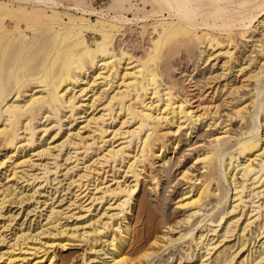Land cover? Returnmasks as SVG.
<instances>
[{
    "label": "bare ground",
    "instance_id": "bare-ground-1",
    "mask_svg": "<svg viewBox=\"0 0 264 264\" xmlns=\"http://www.w3.org/2000/svg\"><path fill=\"white\" fill-rule=\"evenodd\" d=\"M28 1L36 5H60L56 0ZM72 1L73 11L82 16L67 14L68 21L55 10L47 14L0 2V217H5L3 210L7 204L20 206L21 210L41 187L40 184L37 189L34 183L46 178L32 172L47 164H36L25 151L27 145L31 147L37 141V120L53 117L63 122L68 113L72 118L81 106L87 107L77 113L81 114L79 118H87L83 128L88 127L92 136L89 145L102 155L90 165L84 163L85 172L78 180L72 179L71 185L77 188L74 193L77 203L72 202L67 208L75 206L80 212L71 213L73 210L67 209L71 213L67 216L63 209L53 207L46 217L47 224L41 225L39 232L19 230L14 243L7 241V251L0 253V264H63L66 259L58 251H67L73 245L86 246L77 264H88L89 253H95L98 259L99 253L105 255L109 264H166L176 252L170 251L164 261L161 256L182 243H188L189 249L193 244L196 247L201 244L200 250L205 248L208 256L214 251L200 264H231L240 253L244 255L240 264H264V241L259 251L255 246L250 247L260 236L264 239V201L254 209V215L244 219L248 226L258 223L251 239L244 235L246 228L242 235L236 233L245 212L242 210L241 217L234 214L247 205L245 194L250 180L255 189H262L254 194L256 198L264 196V0H114L111 7L114 11L88 7L86 0ZM147 6L152 8L141 18L136 13L133 18L126 14ZM89 16L97 17V22H92ZM8 19L14 20L13 28L6 26ZM42 20L45 28L34 29L33 25ZM148 20L155 21L156 36L146 56L122 48V40L117 43V37L124 36L127 25ZM23 21L25 28L21 26ZM45 31L52 35L45 38ZM87 31L101 37L93 46L87 43ZM176 38L164 50L166 43ZM197 52L204 56L202 68L192 60ZM156 58L162 62L151 65ZM191 67L194 73L188 75ZM90 68H94L93 75L83 83ZM176 74L185 78L183 88L174 80ZM80 86L81 92H75L81 95L93 92L90 103H80L78 96L72 94ZM96 86L102 91L94 92ZM29 88V98L21 100ZM216 99L220 102L217 105ZM89 109L99 112L90 118L82 115ZM118 120L121 126L113 130L109 125ZM204 122L208 130L190 141L189 132ZM187 123L188 146L203 152L194 158L193 165L201 167L196 173L186 170L172 179L174 165L171 166V158H163L164 142L170 135L182 134ZM43 131L47 133L48 129ZM79 134L78 130L76 135ZM70 138L69 134L62 146L73 144L76 157L67 156L66 160L75 158L76 163L81 160L79 146L89 137L80 138V143ZM180 143L181 140L173 144L174 151ZM85 149L89 150L90 146ZM34 152L41 157L49 151L44 147ZM181 153L175 163L189 154ZM161 158L159 173L165 180L149 169L153 160ZM8 163H11L9 168ZM124 163V175L117 177L116 171ZM238 174L242 177L237 178ZM183 181L187 187L176 203L182 214L170 222L173 213L167 209V202L172 196L167 193L172 183L177 186ZM23 183L25 187H20ZM145 183L150 198L144 199L139 193L144 192ZM28 186H32V195L25 194ZM232 189L236 191V204L229 211L224 207ZM95 205H108L98 213L97 219L91 216ZM11 212L6 210L7 214ZM85 214H89L88 218ZM13 216L11 213L7 221L0 223L2 245L8 238L5 231L13 229H9L12 222L9 219ZM152 216L158 217L156 223L148 221ZM66 218H75L77 223L68 227L69 224L62 223ZM83 220L86 223L78 225ZM136 225L141 229L135 231ZM203 227L213 232V236L222 227L224 239H218L216 245L211 244L214 239L206 242L208 236L202 233ZM177 230L179 236L174 238ZM199 231H202L200 235ZM231 237L238 238L237 244L230 245L234 241L229 240ZM102 240L105 244H98ZM224 240L227 242L222 244ZM180 259H184L183 255ZM188 259L192 260V256Z\"/></svg>",
    "mask_w": 264,
    "mask_h": 264
},
{
    "label": "rangeland",
    "instance_id": "rangeland-1",
    "mask_svg": "<svg viewBox=\"0 0 264 264\" xmlns=\"http://www.w3.org/2000/svg\"><path fill=\"white\" fill-rule=\"evenodd\" d=\"M2 1L4 3L9 4L10 6H15L16 5L15 7L21 6V7L27 8L28 10H33V9H36V10H39V11L41 10V12H45L47 14H51L52 10H55V11L59 12L60 14L64 15L63 17L65 18V21H68L67 18H66L67 14H73L75 16H82L81 13L79 15V13H75L73 11L74 2L72 0H59V1L56 0L58 3H60V5L59 4L58 5L56 4V5H53V6L51 4H49V3L46 4V5L45 4L44 5H41V4L36 5L35 3H31L28 0H27L28 2L25 1V0H19V1L18 0H6V1L5 0H0V2H2ZM86 2H87L88 7L89 6H94V8H96V9L99 8V10L101 9V10L107 11L109 9L110 11H114L111 8L112 5L114 4V0H86ZM206 4H208V3H206ZM34 5H36V6H34ZM139 7L140 8H144L142 5H139ZM151 8L152 7L147 6L146 9H140L137 12L136 11L135 12L132 11V13L131 12H126V14L130 18H133L134 13H136L137 16L141 18V17L144 16V14L147 13V11L150 12ZM166 17H167V14H166ZM87 18H90V20H92V22H94V23H96L97 22V19H98L97 17L94 18V17H90V16L87 17ZM94 20H96V21H94ZM143 23L142 22H139V21L138 22H135L134 21L133 24H130L129 25V27L127 25L124 28L125 33H124V31L123 32H120L121 34L124 33V36L117 37V43H119V40H122L123 41V44H124L122 46V48H125L126 50H129L130 53H133V54H135L137 56H143L144 57V55L146 56L148 54V50L147 49L150 48V46H151L150 44L152 42V39L156 36V34L153 32V26H154V23H155L154 20H148V21H145ZM5 24L9 28H13L15 22H14V20L8 19V20L5 21ZM11 24H13V25H11ZM135 24H136V26H135ZM21 26L23 28H25L26 27V23L24 21L21 22ZM130 26H131V28H130ZM43 27L45 28V22H44V20H42L39 23H36V24L33 25V28L34 29H38V30L44 29ZM127 27H128V29H126ZM126 31H127V33H126ZM28 34H29V31H28ZM51 35H52L51 32L45 31V33H44L43 36L46 38V37H49ZM30 36H32V32H30ZM85 38H87L86 39L87 40V43L89 45L91 44L90 46H93L95 44L96 40L98 41V39L99 40L101 39V37L97 33L93 32V31H90V32L87 31V32H85ZM177 39L178 38H176L175 40H172V41L167 42L166 45L164 46V50H168V48L172 45V43L174 41H176ZM203 59H204V56H202V57L199 56V52H197V55L192 60H194V62H199V65L202 68V67H204V65L202 64L203 63V61H202ZM158 62L160 63V62H162V60H160L159 58H156V60L154 62H151V65H154V64H156ZM89 70H90L89 71L90 72V74H89L90 77L87 76L86 79H85V81H83V83H85L87 81V78H88V81H89V79L93 75L91 71L94 70V68H92V69L90 68ZM189 71L190 72H188V75L189 74H193L194 73L193 67H191ZM174 80H176V81L178 80L179 87H182L183 88V86H185V84H186V82L184 81L185 78L182 79V76L179 75V74L178 75L176 74V77H174ZM100 81H98V83H100ZM115 86H116V84L114 85V87ZM82 87L84 88L86 86L83 85ZM82 87L81 86L80 87H76L77 89L75 88L74 91L72 92V94L75 93L78 96V98H77V101L78 102H80V103L82 102V103H85V104L90 103L89 98L92 95L91 93H93V92L89 91L90 92L89 93L87 91L86 93H84L85 95H81L80 93L75 92V91L81 92ZM98 87H100V86H98ZM98 87L96 86L94 88V90H95L94 92H100V91H102V88H98ZM113 89L114 88H112L111 90H113ZM30 90H31V88L27 89V92H25V94H23L21 100H24V99L27 100L29 98V97H27V95H30L31 94V92H29ZM33 92H35V90H33ZM79 94H80V96H79ZM84 98L85 99L88 98V100H85ZM214 102H215L214 103L215 105H217V104L220 103L218 101V99L214 100ZM97 104H99L98 101H97ZM99 107H100V105H99ZM81 108H79L78 111H76V113H74L75 117H72L71 118L70 113H68L67 116L65 118H63V122L62 121L61 122H57L58 120H56L53 117L50 118V119H46V118H41L40 117L41 118L40 121L37 120L35 122V127L37 126L36 127V137H35V140H37V141L31 147L29 145H27L26 146L27 149H25V151H27V153L29 152L30 155L33 156L32 158H33V160H34V162L36 164H42V165H46L47 164L46 165L47 167L45 166L46 169L43 166H39L36 171L32 172V173L39 174V177L46 176V178L39 179V180H37L34 183V186L36 185V188L37 189H38V187H39L40 184H41V187H40V189H38V192L35 194V198L33 197V199L26 201L22 205V209L21 210L19 209L21 207L15 205V204H13L12 206H8V204H7V206H5V208L3 210V212H4L3 214L5 215V217H0V223H1V225H2V223L4 221H7L8 220V217L11 215V213H13V215H14L13 216V219L14 220L12 218L9 219V220H12L11 224L9 225L10 226L9 229H11L12 227H13V229L11 231L9 230L8 232L5 231L4 234H6V236L8 238H7L6 242H3V245L0 244V253L7 251V248L5 246L8 244V242L10 240H11L10 241L11 242L10 244L14 243V235H15V233L17 231L20 230L21 233L31 231L30 233L33 232L34 234H36L37 231L39 232L40 231V229H39L40 226L41 225H44V224H47L48 220H46V217L48 218L49 213H50V210L53 207H56V210H62L63 209L64 210L63 212H65V213H68V210H73V211H71V213L80 212L79 210H75L74 209L75 206H71L70 207L71 209L70 208L69 209L67 208L70 204H72V202L74 204L77 203V202H75L76 201L75 200L76 199V196H74V193L77 190V188H75L76 185H71L72 179L78 180L79 179V175L80 174H83V172H85V169H83L84 166H85L84 163H86L87 165H90V163L94 161L93 159L96 160V158L98 159V157H100L102 155L101 153H99V151L97 152L96 147L93 146L94 147L93 148L91 145H89V143H92V139H91L92 136H89L90 135V131H88V127L87 128L86 127L83 128V126H85L86 123H87V122L85 123V121H86L87 118H79L80 115H81L79 113H81V111H84V109H88V108L87 107H84V106H81ZM99 109L97 111H95V112H94V109H89L88 112H87V114H82V115H84L85 117L89 116V118H90L93 115L98 114ZM77 112H79V113H77ZM119 121L120 120H118L116 122H113V124L112 125H109V126H112L113 128L112 127L111 128L113 130L114 129H117V128H119L121 126L120 125L121 123ZM108 122L111 123L112 120H108ZM206 125L207 124L205 122L201 126L200 125H197V126L195 125V128L196 129L193 128L192 132H189L191 134L190 135V137H191L190 138V141L191 140H194L198 136L197 134L204 135V133H202L201 131L208 130V128H207ZM127 126L130 127L131 125H127ZM129 127H127V128H129ZM45 128L48 129V132L47 133H45L43 131ZM111 128H110V130H111ZM127 128H125V129H127ZM187 128H188V123L184 127V130H183L182 134H180V135H174V137H173V135H170L165 140V142H164V145L166 146V150H165V153L166 154L164 153L163 158L166 159V160L169 159V158H171L172 159V165L171 166H173V165L175 166L176 165L175 168H174V166H173V169L171 168L173 170L172 171V179L175 178V177L178 178L177 176L180 177L181 176L180 173H182V172H184L186 170L191 171V173H192V171L196 173V169H199V167H201V166L196 165V164L193 165V161L195 160L194 158L197 157L198 154L203 153V152L202 151H200V152L198 151L197 152V151H195V150L192 149L193 147L191 148L190 146H188V143L190 144V141H187L186 140V138L189 136V134L187 132V130H188ZM78 130L80 131V134L79 135H76V132ZM113 130H111V131H113ZM69 134H70V137H71L70 139L73 142H79V143H80V138L82 139V137L83 138L84 137L85 138L89 137L86 140L84 138V140H85L84 142L86 144L84 142L82 144H80V146H79L80 147V150L78 151V154H79V157L78 158H80L81 160L79 162H76V163H75V158L70 159V161L66 160L67 156L69 157V156H72L73 155L74 157H76V150L74 149V146H72L73 144L67 143V144H64V146H62L63 142L66 140V138L69 136ZM180 140H181V143H180L179 147L175 150L176 151L175 152L174 151V145H175L174 143L177 142V141H180ZM198 141H201V139H199ZM83 144H85V145H83ZM23 145L25 146L26 144H23ZM42 145H44V146L43 147H40ZM186 145L188 147H190V148L188 149V147ZM89 146H90V149L89 150H86L85 147L88 149ZM44 147L46 149H48V151H49L46 155H43L41 157H38V156H35L34 155L36 153V152H34L35 150H39V149L42 150V148L44 149ZM90 150H92V151H90ZM181 151H184L185 154H187V153H189V154L187 156L183 157L181 159L182 161H180L179 163L177 162V160H176V163H175V159H178L177 156L179 157L180 154H182ZM78 154H77V156H78ZM85 156H86V158H84ZM82 158H83V160H82ZM160 160H162V158L161 159H155V160H153L152 163H151V165H150V167H149V169L151 171H154V174H158V176L160 177V180H165V177L161 179V176H160V173H159V170H160L159 169V166H160V163H161ZM56 161H57V164H56ZM10 164L11 163H8L6 167H8ZM76 165H78V167H75ZM124 165H125V163L122 164L123 167L121 168L120 171H116L117 174L116 173L115 174H116L117 177H119L121 175H124L123 171L126 170V166H124ZM72 167H73V169H72ZM194 168H195V170H194ZM47 169H48V173L46 172ZM117 169H119V167H117ZM49 170H50V172H49ZM4 171L2 170V172H4ZM67 171H69V172H67ZM110 174H113V173H110ZM115 174H113V175L115 176ZM241 177H242L241 174H238L237 175V178H241ZM108 178L112 179V177H108ZM45 179H47V180H45ZM175 181H176V179H174V182ZM239 181H240V179H239ZM7 182H8V180H7ZM252 182L253 181L250 180L247 183V186L249 188H248V191H246V194H245V196H246L245 199H247L246 201H247V205L248 206L246 205V207H244V208L242 207L243 209L242 208L241 209L239 208L236 211V213H234V214H240L239 217H241V215L245 212L244 213V216L241 219V221H239L238 227L236 229V233H240L242 235L243 234L242 232H243L244 228H246V230L244 232V235L248 239L249 238L251 239L253 237V236L251 237L252 232H255L258 229L257 228L258 223L256 222L257 225H256V223H253V224H251V225L248 226L247 225L248 223L246 222L247 219L246 220H244V219H245V217L246 218H250L251 215H254L256 213L254 211V209H256V207L259 206V205H261V203L264 201V196H262L263 198L262 197L256 198V196L254 195L256 192H258L259 190H262V189H255L256 187L255 186H252L253 185ZM30 183L32 185L33 180H31ZM25 184L26 183H23L22 185H20V187L23 186V185L25 187ZM143 187H144V192H140L139 193V197H142V198L145 199L146 196H147V197L150 198V192H149L150 190H149L148 183H145V185ZM186 187H187V185L185 184L184 181L181 182L177 186L175 185V183L174 184L172 183L171 188H170L171 191L169 193H167L168 196H170V197L172 196L170 198V200L167 202V209L170 212L173 213L172 214V217L170 218V222L176 221L177 220V217L182 214L181 209L176 208V203L179 202L182 199V197L180 195H182V193H183V191L185 190ZM221 187L223 189L226 188V187L224 188V186L222 184H221ZM31 188H32V186L26 187L25 194L32 195L34 191L31 190ZM235 192L236 191L234 189H232L230 191V195H229L230 198L228 199V202L226 203V207H224V209H228L229 208V211L231 209H233V206L236 204V203H234V194H235ZM61 200H63V201L61 202ZM252 201L255 202L256 204L255 203H252ZM173 204H175V205H173ZM253 206H255V207H253ZM105 207H108V205H105L104 207L99 206V205H95V209L92 208L93 213L91 214V216L92 217H95V219H97L98 216L100 215L98 213H100V212L102 213V211H105L104 210ZM6 210H8V211L12 210V212L9 213V214H7L6 213ZM32 210H33V212H31ZM252 211H253V213H252ZM250 212L252 214H249ZM71 213H68L67 216H69ZM83 213L84 212H81L80 214H83ZM93 214L94 215L96 214V215L93 216ZM245 214H247V215L245 216ZM231 215H228V217H230ZM85 216L87 217V216H89V214H85ZM152 218H154V219H152ZM67 219L68 218L62 219V223L63 224H69L68 227H70V225H74V224L77 223V220L75 218L68 219V221H67ZM85 220L87 222V219H85ZM85 220H83L81 222L79 221L78 225H82L81 223L82 222H85ZM148 221L149 222L151 221L150 223H152V222L156 223V221H158V217L152 216L151 217V220L148 219ZM7 224H8V222H7ZM83 225H85V224H83ZM134 228H135V231L141 229L139 225H136ZM234 228H236V227H234ZM221 229H222V227H219L217 229L218 231L216 232V234H218V235L215 234L214 235L215 237H214L213 236V234H214L213 232H209L207 230V227H203L202 228V231L203 232L202 231H199L198 235H200V233L202 232L203 234H205V236H208V238L206 239V242L208 240H210V239H214L211 242V244L216 245V244H218V241H217L218 239H219V241H222L224 239L223 238V234H222L224 232L221 231ZM178 231L179 230L175 231V234H173V237L174 238H177L179 236V234H177ZM21 233H19V234H21ZM240 234H238V236ZM220 236H221V238H220ZM234 239H235V237L229 238V240H234ZM225 241L226 240H224L222 244H224ZM263 241H264V239H262V236H260L259 238H257L256 242L254 241V243H251L250 247L253 248V246H255V247H257L256 249H258L257 251H259V246L261 245V243ZM236 242H238V238L236 240L232 241L231 243L230 242L229 243H230V245H234V243H236ZM229 243H226V244H229ZM98 244H105V240L104 241L103 240L100 241ZM180 246H183V248L180 247ZM237 246L238 245H236L235 249L237 248ZM178 247H180L179 248V251L181 252V254H179V252H178ZM199 247L200 248L202 247L201 244H199L198 247H196V245L193 244V248L191 247V249H192L191 250V249H189L188 243H182L181 245H177L176 248H173L172 250L170 249L169 251H166V253H164V255H165L164 257L165 258L163 256H161L160 259L162 261H164L167 258L168 253L170 251H173V252H176L174 258L171 257L170 258L171 260H169L170 262H167L166 264H180V263L181 264H200L201 262H199V261H203L205 259L207 260L208 258H210L212 256V254L214 253V251L212 252L211 255L208 256V253H207L206 249L203 248V249L200 250ZM85 248H86V246L76 247V246L73 245L67 251L59 250L58 251V254L59 255H63L64 256V260L66 259L65 262L63 261L64 262L63 264H71V263L72 264H77L80 261L82 255H83L82 254L83 253V249H85ZM98 249H100V248H98ZM190 253H192V255ZM100 254L101 253H99V255H98L100 257L99 259L98 258H95L96 257V254L95 253H89L87 256L88 257L91 256L92 258L90 257V259L93 260V262H99V263H95V264H109L108 262H106V260L109 261V259H107L105 255H100ZM241 254L242 253H240L236 257V260L238 261V263H236V260H235L231 264H240V260L244 256V255L241 256ZM182 255H183V258L184 259L181 260L180 258L182 257ZM189 255L192 256V260L191 259H188V257H191ZM256 255H258V253ZM72 257H75L73 259L74 261L72 260ZM201 257H203V258H201ZM93 258H95L96 260L94 261ZM71 260H72V262L70 263ZM91 260H89L88 264H93V262H91ZM210 261H212V259H210Z\"/></svg>",
    "mask_w": 264,
    "mask_h": 264
}]
</instances>
